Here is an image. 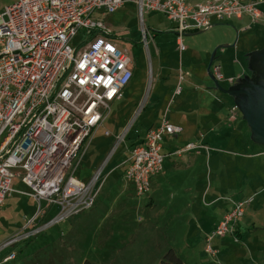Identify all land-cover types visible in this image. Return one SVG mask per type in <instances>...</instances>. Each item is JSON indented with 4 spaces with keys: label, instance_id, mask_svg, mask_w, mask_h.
<instances>
[{
    "label": "built area",
    "instance_id": "1",
    "mask_svg": "<svg viewBox=\"0 0 264 264\" xmlns=\"http://www.w3.org/2000/svg\"><path fill=\"white\" fill-rule=\"evenodd\" d=\"M125 0H16L0 12V208L14 193L18 178L31 198L57 207L46 226L26 222L23 231L0 246L11 249L38 235L46 227L89 210L106 180L99 169L88 184L76 178L80 159L96 131L108 118L111 106L122 100L133 77L134 60L118 48L103 17L114 14ZM140 19L145 13L163 15L175 25L177 50L185 51L186 33L206 32L213 22L247 17L264 22L256 2L243 0H134ZM100 14V18L96 15ZM142 37L148 30L141 27ZM214 79H222L214 67ZM182 76H180V80ZM229 79V83H233ZM179 94V90L176 91ZM231 115L239 113L236 106ZM230 120H234L230 116ZM165 119L147 130L142 143L133 146L124 181L138 196L148 193L150 181L162 172L161 142L180 133ZM109 133L105 132V136ZM209 148L187 144L176 154ZM254 201H230L227 211L205 238L204 252L214 260L216 238L231 237L240 244L237 224ZM29 228V231H27ZM15 259L14 250L1 263Z\"/></svg>",
    "mask_w": 264,
    "mask_h": 264
},
{
    "label": "rangeland",
    "instance_id": "2",
    "mask_svg": "<svg viewBox=\"0 0 264 264\" xmlns=\"http://www.w3.org/2000/svg\"><path fill=\"white\" fill-rule=\"evenodd\" d=\"M125 1L120 10L105 16L103 21L117 38L118 48L127 51L134 60L131 93L125 95L120 103L111 106L108 118L96 131L76 172V178L88 184L102 168V178L106 176V180L91 209L46 227L29 238L27 244L19 243L14 250L15 259L10 264H82L84 261L92 264H159L169 250L176 252L183 264H209L211 260L213 264H223L218 257L214 260L204 252L205 237L210 234V229L202 227L197 230L196 220L198 217L203 225L206 221L217 225L223 211L230 207L229 200L239 201L233 198L237 193L231 188V162L241 163L245 161L243 155L264 151L251 141L250 131L246 136H231L237 142L235 140L233 146L225 148H219L207 140L210 149L208 156L204 151H200V156H195L196 170L192 176L179 173L174 178L175 172L166 169V176L151 179V191L141 196L123 178L125 167L122 163L128 158L132 145L130 142H125V145L119 143L129 122L125 124V120L130 115L131 120L142 123V127L154 125L165 113L169 120L178 117L175 104L181 101L183 95L168 104L169 93L176 94L177 90L179 94L183 93L186 82L198 83L199 77L208 75L213 88L219 91L213 79L214 67L219 66L223 81L218 86L227 91L239 83L237 80L234 84L226 83L228 79H236L242 73L243 78H250L251 71L246 58H236L230 47L218 51L214 48L210 54H205L209 40L202 35L204 33L197 35L200 37L193 42L184 39L182 43L187 51L179 53L173 25L163 15L145 13L140 19L137 6L132 2L134 0ZM15 2L0 0V12ZM142 26L148 30L146 39L142 37ZM219 28L221 31L215 38L220 42L218 46L224 43L231 46L236 40L235 29L231 26H218L215 29ZM194 51L201 53V56L190 59V53ZM157 94L162 103H158ZM225 105L228 110L226 119L233 116L231 122L237 121L235 126H244L249 130L240 114L231 115L234 99L230 97ZM105 131L110 133V137L104 136ZM178 137L173 144L175 151L185 147L182 135ZM173 160L178 162L180 159L174 157ZM254 162L262 165L264 156L254 159ZM172 171L173 175L170 176ZM260 171L259 167H255V170L251 168L249 174L257 176ZM12 188L16 192L31 194L18 178L13 180ZM245 193L247 195L248 190ZM215 199L216 202L211 204ZM46 210L45 202L38 205L29 197L12 193L0 208V235H11L2 244L22 232L26 222L35 219L38 214L41 216ZM57 214V207H52L43 221L35 219L34 226L48 225ZM255 233V230L249 231L253 243L251 248L243 240L248 237L247 234L241 235L240 244L233 243L229 236L223 240L216 238L212 244L226 246L232 243L238 247L236 263L259 264L260 257H264V246L259 248L258 243L262 238L254 236Z\"/></svg>",
    "mask_w": 264,
    "mask_h": 264
},
{
    "label": "crops",
    "instance_id": "3",
    "mask_svg": "<svg viewBox=\"0 0 264 264\" xmlns=\"http://www.w3.org/2000/svg\"><path fill=\"white\" fill-rule=\"evenodd\" d=\"M196 1L197 0L189 1V2L193 3ZM243 1L256 2L258 4L257 7L259 11L262 13V18L264 20V0H243ZM96 16L99 18L101 17L100 14H97ZM171 24L173 25L172 29H174L175 25L173 23ZM218 26H227V27L231 26L233 29H235V32H236L235 39L236 40L231 46L230 44L228 45L225 43L222 44L221 46H218L220 42L215 41L217 33L218 32L220 33L221 31L220 28L217 30L215 29ZM230 32L233 36V32L232 31ZM173 34L175 36V45L177 47L178 37L175 32ZM197 35H200V34L186 33L184 34L182 38V42H184V39H187L190 42L196 41L195 39L200 37ZM202 35H206L207 39L209 40V44L206 47L205 54L207 55L210 54L211 50L214 48H216L218 51V49L220 48L227 49L230 47L233 49V54L236 58L237 56L240 59L246 58L248 66H249L250 54L256 51H260L264 48V22H259L257 24H251L249 18L247 17H243L240 20H231V21L224 22V23H218L214 21L212 28L204 32V34ZM112 38L115 40V42L118 41L114 35ZM237 41H239L240 43L239 46H238ZM186 51L187 49H185L184 53H186ZM220 53H223V51H221ZM197 55L201 56V53H198L197 51L191 52L189 58L193 59V57ZM199 67L201 66L199 65ZM220 73H221V68H220ZM243 76L244 75L242 73L239 76H237L236 79H233L234 80L233 83H229L228 82L229 79L226 81V83L234 84L236 80L239 81L240 83V81L245 79V77L243 78ZM209 77L208 75L207 76L203 75V77H199L197 81L198 83L193 82V81L186 82L185 91L183 93H180V94H175V92L169 93L170 100L168 101V104L169 102L174 100L176 97L183 95L181 101L175 104V107H176L175 112L177 113L178 117L174 118L173 120H169L167 118V114L165 113L164 116H162V118L160 119V121L165 117V119L169 122V124L175 127H179L181 131L178 134L163 137V140L161 142V150H160L161 154L163 155V162H162L163 169L159 175L153 178H157L159 176L165 177L166 169H168L167 171L173 170L175 172L174 178H176L177 177L176 174H179V173L192 176L194 170H196V166H195L196 162L194 161L195 156H200L201 152L203 151L206 152V151L204 149H198L194 152L176 154V152H178L179 150L175 151L176 149L173 148V144L175 142V139L179 138L178 137L179 135H182V139H183L182 142H184L183 145L185 146L190 143H195L199 146L208 148L206 141L209 140L215 146L219 148H225V146L228 147V145L233 146V142L236 140V138L233 140L231 136H234L235 134L246 136L247 134H249L248 132L249 130L245 129L244 126H235L237 121L236 123H233L231 122L233 120H230V118L226 119V115H227L226 112L228 110L225 104L227 103L230 97L220 91L215 90L213 88V84L211 85V80L209 81ZM221 81H223V77ZM130 87H131V82L124 89L122 100L124 99L125 95L127 94L129 95L131 93ZM155 96L158 97V103H162L160 96L158 94ZM122 100H120L119 102H116L115 104L120 103ZM239 114L240 113H238V115ZM131 116L132 115L128 116L125 120V124L128 121L129 122H128L127 127L124 129V134L121 136L123 138L119 144L125 145V142H130V145H132L130 147L132 148L133 146L142 143L146 131L151 128L158 127L160 124V121H157V123H155L154 125H150L148 127H142V123H137L136 121L131 120ZM238 118L240 117L238 116ZM105 132H104V136H105ZM105 137H110V133L108 136H105ZM245 140L246 139H244V141ZM208 153L209 152H206L207 156H208ZM229 155H232V153H230ZM261 156H264V151H261L259 153H254V154L252 153L250 155H243V158H245V161H242L241 163H239V161L238 162L230 161L231 162L230 175L232 176V182H231L232 187L231 188L233 189L235 193H237L235 196H233V198H236V200H239V201H241V199L244 200L245 198H248L249 196H253V198H255L254 199L255 201H253V203L246 208L244 215L242 216V218L239 220L237 224V231L240 235V240H241V235L245 236L247 234L248 237H244L243 240L245 242V245L249 246L250 248L253 245V243L251 239L249 238L250 236L249 231L252 232V230H255L256 232L254 236H257L258 238L260 237L262 238V241H260L259 243L257 241V243L260 246L259 248H262L264 246V163L262 165H257L254 162V159L261 157ZM125 157L126 156H124V159ZM174 157H177L180 160L178 162H175L173 160ZM165 162L167 163L166 164L167 168L165 167ZM225 162L230 164L229 161H225ZM255 167H259V169H261L260 171L261 173L257 176L255 175L252 176V174H249V171L251 168L255 170ZM173 171L172 173H170V176L173 175ZM151 187H152V183L150 181V190L148 191V193L151 191ZM157 188L160 189L161 188L160 185H158ZM247 190H248V193L247 195H245L246 194L245 192ZM14 193L24 195L26 197L31 198L27 193H24V192H19V191L16 192L14 190ZM31 199L34 200L33 198ZM257 200H258V203L254 205V203ZM215 202H216V199L215 201H212L211 204ZM51 208H47V210L37 219H40L39 220L40 222L43 221L47 217L48 211ZM229 209L230 207H227L223 211L222 216L227 211H229ZM253 218L255 219L254 222H253ZM196 221L198 224L196 228L197 230H201L203 227L206 230L210 229V232H211L216 226L215 223L212 224L209 221H206V223L203 225L202 219H199L198 217ZM9 236H7V234L5 233L0 235V246L2 245V242L5 241V239H7ZM221 239L223 240L224 238H221ZM212 247L217 252V257L218 259L221 260L223 264H238L234 261L238 257V250H237L238 247L236 248L235 246L232 245V243L227 244L226 246H222V244L221 245L212 244ZM7 250L0 251V264H2L1 263L2 259L7 255ZM211 261L210 263L213 264ZM10 262L6 264H10ZM199 264H203V263L199 262ZM259 264H264L263 256L260 257Z\"/></svg>",
    "mask_w": 264,
    "mask_h": 264
},
{
    "label": "water",
    "instance_id": "4",
    "mask_svg": "<svg viewBox=\"0 0 264 264\" xmlns=\"http://www.w3.org/2000/svg\"><path fill=\"white\" fill-rule=\"evenodd\" d=\"M201 33L204 32L197 34ZM249 69L250 78L227 91L221 90L214 81L220 92L234 99V105L250 131L251 141L264 147V48L250 54Z\"/></svg>",
    "mask_w": 264,
    "mask_h": 264
},
{
    "label": "trees",
    "instance_id": "5",
    "mask_svg": "<svg viewBox=\"0 0 264 264\" xmlns=\"http://www.w3.org/2000/svg\"><path fill=\"white\" fill-rule=\"evenodd\" d=\"M238 237L240 238L239 233H237ZM29 240V239H28ZM27 244V241L25 242ZM16 247H13L11 249L7 250V255L11 254L13 250H15ZM6 255V256H7ZM82 264H92L89 261H84ZM159 264H183V261L180 259V257L177 255L176 252L173 250H169L164 257L161 259Z\"/></svg>",
    "mask_w": 264,
    "mask_h": 264
}]
</instances>
